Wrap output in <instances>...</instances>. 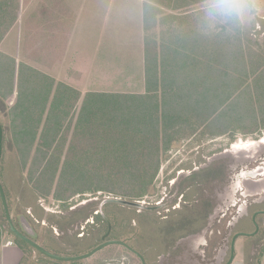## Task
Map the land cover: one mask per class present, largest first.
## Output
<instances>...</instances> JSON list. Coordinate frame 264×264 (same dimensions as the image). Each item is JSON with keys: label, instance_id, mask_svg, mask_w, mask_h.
Here are the masks:
<instances>
[{"label": "rangeland", "instance_id": "1", "mask_svg": "<svg viewBox=\"0 0 264 264\" xmlns=\"http://www.w3.org/2000/svg\"><path fill=\"white\" fill-rule=\"evenodd\" d=\"M163 1L164 4H158L151 0H67L65 11H68L69 15L65 19L63 35L66 34L69 37V46H67V50L65 49L68 53L64 54L59 69L53 68L39 72L48 77L54 75V81H58L56 79H69L71 84L74 82L75 92L81 94L78 98L80 101L87 94V89L91 91L101 90V92L145 93L147 84H145L144 78L146 73L153 72V69H150L151 72H147L148 60L153 58L154 51L157 49L161 64L163 59L160 57H164L162 45L164 44L166 47L165 50L170 45V40L167 38L169 34L167 26H169L168 21L174 13L167 9V0ZM232 3L241 8L238 18L244 28V40L248 42L253 56V62H250L252 68L251 66L248 67L249 71L246 78V83H249L253 97L245 98L252 105L241 110L237 104L238 99L234 95L228 97L227 107L225 106L226 108L221 110L216 121H211L206 125L205 122L200 120L197 122L196 119H192L193 124L190 126L187 122L177 126L179 129L173 128V130L181 131L182 136L175 138V144L164 153L159 172L152 184L154 188L148 191L145 196L136 199L145 201L147 205L161 204L160 208L137 210L116 203L105 204V208L103 206L107 216L111 219L113 228L109 238L127 240L132 247L144 257L146 256L145 258L151 264L159 263L160 260L166 264H223L229 257L228 253H230L233 235L238 231L247 230L245 232H248V226L244 227L242 226L243 223L240 222L236 223L234 229H226L227 218H223V216L228 212L224 213L223 211L228 210L230 202H235L237 221L240 216L243 219L251 216L257 204H260L253 203L254 200L250 197L242 196L245 191L239 170H245V174H255L254 167L258 165L260 160L264 159V142L260 143L264 140V94L263 97H257L258 92L256 90L258 82L264 87V70L254 71L256 67L253 66L257 61H264V0H232ZM148 4L156 7L155 9L160 8L161 11L152 14L154 19L150 20V24L151 22L155 23L148 26L147 29L144 16L147 13L150 15L155 12L154 8H147L146 5ZM198 5L194 4L192 7L180 11V15H188L191 22L194 20V28L199 33L218 35L220 27L218 28L217 25H219L220 17L212 12L214 4H206L207 6L201 7V10ZM203 17L208 21V28H205L202 23ZM229 19V17H224L223 22H229ZM227 31L226 33H233L232 26ZM165 52L167 55V50ZM29 60L36 64L35 55H31ZM68 61H73V64H69L71 68L68 67ZM261 63L259 68L264 67V62ZM152 64L154 65V63ZM162 65L163 62L158 66L159 69ZM165 68V75H167V65ZM198 68H203L202 63ZM180 79L178 76L170 80L178 85L164 80L163 85H168L169 90L161 91L157 97H182L183 100L185 97H189L190 85L185 84L194 82L192 85H195L197 82L188 77H185L184 80ZM214 79L216 86L219 83H224L219 73ZM35 81L32 75L23 74V86L25 87L23 97H42L43 88L40 86L39 92L34 87ZM41 81L40 78L39 82ZM160 82L161 80L157 83ZM230 83L232 85L236 83V80L232 79ZM174 87H177L176 91ZM70 88L73 89V86ZM192 99H200L201 102V97H192ZM34 104L36 102H32V106H28V110ZM30 111L33 110L30 109ZM31 112H27L26 116H32L35 113ZM53 116L54 114L51 115V121ZM1 117V122L5 126L3 127L5 128V138L0 176L16 226L23 229V219H26L34 230L32 236L37 242L63 254L81 251L86 253L93 249L103 241L102 236L108 230V224L101 217H94L97 216L95 214L96 209L105 197L117 195L103 190L97 192L86 190L72 195L69 199L59 200L55 191L59 180L58 174L62 166L59 168L57 178L53 183L51 194L46 195L28 188L32 187L31 184L28 186V175L26 172H21L24 164L22 153H27V150H24L27 149V142H24V137L21 135L18 142L12 138L14 130L17 132L21 130L16 128L19 127V121L14 120L13 110L3 107ZM45 119L42 118L38 127L39 135H37L35 148L40 144L41 130L43 132L53 131L48 125H45ZM23 123L25 124L26 120H23ZM64 127H61V132ZM222 129L223 132H220ZM247 140H253L257 143L248 149L235 147L236 144ZM34 155L35 153H33ZM32 158L34 157L30 159ZM209 158H215L214 161L211 160L212 168H222V171L223 169L227 170L231 160L235 162L237 169L232 186L226 183L228 180L227 172L223 175L221 171L219 173L211 171L212 176L203 180L202 186H199L198 189L194 186L190 187L189 178L191 176L188 173L194 172L196 166L205 164ZM30 166L31 164H28V169ZM239 167L240 169H238ZM177 177L178 183L182 181L183 188H179L180 192L175 194L176 197L181 198V191H188V198L186 202L180 203L182 207H177V210L173 209L175 211L167 219V193H169L170 182ZM25 179H27V184ZM98 179L101 177H90L83 171L82 176L79 174L78 179H72L69 184L75 188H88V186H95ZM218 185L220 189L225 187L226 190H222L219 201L213 197L215 187ZM179 202L178 199L177 206H179ZM209 202L214 207L216 206L217 212L220 211L219 216L216 213L211 220H219L218 227L212 230H200L202 222L188 224L185 219L186 216H192L191 213H203L204 207L210 206ZM73 208L75 209L73 210ZM262 223L264 224V218ZM0 227L2 229L0 241L6 239V241L10 240L11 243L16 242L15 235L9 229L1 199ZM238 242L240 246L237 259H244L247 264L260 263V255L264 249V228L260 231V235L255 236V238L245 235L239 236L236 246ZM81 245L84 246L82 249L79 248ZM113 247L120 249L117 256L126 257L125 264H142L141 259L139 262L135 258V253L117 244L106 246L94 255L104 254ZM30 252L32 253L25 254L23 264H39V259H45L44 255L33 247ZM235 264L244 263L235 260Z\"/></svg>", "mask_w": 264, "mask_h": 264}, {"label": "trees", "instance_id": "2", "mask_svg": "<svg viewBox=\"0 0 264 264\" xmlns=\"http://www.w3.org/2000/svg\"><path fill=\"white\" fill-rule=\"evenodd\" d=\"M151 1L164 4L163 0ZM215 3L216 0H167V9L174 13L167 26L169 29L167 38L170 40V45L166 49L167 55H165L166 47L162 45L164 57L161 56L163 59L161 69L158 67L162 62L160 64L157 49L154 51L153 58L148 60L147 72H151L150 69H153V72L146 73L145 93L89 91L80 101L78 99L81 96L80 93L61 85L54 96L59 97V105L56 103L58 101L47 105L49 102L43 99L42 106L44 105V108L48 106L52 113L56 110V114L54 113L52 121L50 116L45 119V125L53 131H41L40 144L37 148L35 143L39 135L37 129L42 120L40 113L42 109L38 110L34 118L27 117V112L17 113L14 120L19 121V127L16 128L21 130L19 132L14 130L12 138L18 142L21 135L24 137V142H27V149H24L27 153H22L24 164L21 172H26L28 175V186L29 184L32 186L28 188L46 195L51 194L53 183L62 166L55 191L59 200L69 199L72 195L86 190H92L91 192L103 190L126 199H140L154 188L152 184L159 172L164 153L175 144V138L182 136L181 131L173 130V128L187 122L190 126L193 124L192 119L205 122L206 125L216 121L221 110L227 107L228 97L234 95L238 99L237 104L241 110L252 105L245 98L253 97L250 85L246 83L248 67L252 68L250 62H253V56L248 42L244 40V28L238 16L229 17V22H223L224 17L219 15L220 22L217 25L218 28L220 27L219 32L218 35L213 36V34L199 33L194 28V20L191 22L188 15H180V11L194 4H199L198 7L201 10V7ZM146 6L155 10L154 13L150 15L147 13L144 16L147 28L155 23L150 24L152 14H157L161 9H155L156 7L151 4ZM202 23L205 28H208V21L204 17ZM229 25L232 26L233 33H226L231 27ZM261 62L264 61L255 62L253 66L256 70L254 71L264 70V67L259 68ZM199 63H202L203 68H198ZM165 65H167V75H165ZM9 73L13 74L10 70L0 71V90L5 86L3 84H7L3 81L4 75L9 76ZM24 73V71L21 72L20 82L23 81ZM217 73L220 74L224 83L216 86L214 78ZM160 74L163 78L160 83H157ZM32 76L36 81L38 80L35 75ZM178 76L180 80L188 77L197 82L195 85H192L194 82L185 84L190 85L189 97H185L184 100L182 97H157L161 91L169 90L168 85H163V81L167 80L171 84L178 85L170 81ZM232 79L236 80V83L231 85ZM10 80L8 81L7 78V91L11 88ZM36 81L34 83L38 84ZM261 87L258 82L257 97H263L264 87L260 91ZM21 88L23 92L25 89L23 85ZM45 88L41 91L42 97H51L50 86ZM174 89L176 91L177 87ZM37 90L40 92L39 88ZM2 92L0 95L8 97L11 91L6 94ZM23 95L19 94L18 97ZM192 97H201V102L200 99L193 100ZM67 98L70 100L69 103L65 101ZM27 102L29 101H24L26 105ZM66 107L69 111H66ZM23 120H26L25 124ZM73 122L74 125H72ZM65 125L67 126L64 127ZM61 127H64L62 132ZM220 132H223V129ZM32 146L34 148H31ZM33 153H35L34 156ZM31 157L34 158L30 159ZM28 164H31L29 169ZM83 171L90 177L99 176L101 179H98L95 186H88V188L70 186L72 179H78V175L82 176ZM25 180L27 184V179ZM15 241L25 253H30L32 247L29 244L16 236ZM126 242L130 245L127 240ZM40 244L44 246L43 243ZM119 246L126 249L123 245ZM44 247L49 250L48 246ZM263 253L264 249L261 255ZM135 258L140 262L136 254ZM146 260L148 264L149 260L147 258Z\"/></svg>", "mask_w": 264, "mask_h": 264}, {"label": "crops", "instance_id": "3", "mask_svg": "<svg viewBox=\"0 0 264 264\" xmlns=\"http://www.w3.org/2000/svg\"><path fill=\"white\" fill-rule=\"evenodd\" d=\"M66 3L67 0H0V71L10 70L13 73H9V76L4 75L3 81L7 84H3L5 86L1 88L0 94L2 91H4L5 94L8 91L11 92L8 97L0 95V117L3 107L11 111L13 110L15 116H17V113L31 112L30 109H32L33 111L31 113H35L29 117L34 118L38 110L42 109V118L51 117L52 114H56V110L52 113L48 106L44 108V105L42 106L43 99H47L49 102L47 105H52L54 101H58L59 97L54 96L55 93H58V89L61 85L67 87L73 86V90H75V85H73L74 82L71 81L73 83L71 84L69 79H56L58 81H54V75L48 77L39 72L53 68L59 69V66L62 65L61 60L66 55L65 53H68L66 50L67 46H69V37L66 34L63 35L65 19L67 15H69L68 11H65ZM31 55H35L36 64L29 60ZM67 64L68 67L71 68L69 64H73V61H68ZM23 71L25 73L29 71L28 74L26 73L27 75H35L37 77L38 84L34 83V87L37 89L39 88L40 90V86L43 89H46L45 86H50L49 90H51V97H32V99L29 97H18L19 94L21 95L24 92V89L22 92L21 88L23 81H19L21 72L23 73ZM194 71L195 73L197 72V66L194 68ZM7 78L8 81L12 78L10 80V83L12 81L11 88H9L8 91L6 88V86H8ZM40 78L42 80L41 82H39ZM146 78L147 76L144 78L145 84H147ZM161 78L163 77L160 76L159 80H162ZM44 81L47 83H43ZM23 88L25 87L23 86ZM89 91L91 90L87 89V92ZM23 100L29 101L27 105ZM65 101L68 103L70 102L69 98L65 99ZM32 102H36L37 105L34 104L33 107L28 110V106H32ZM38 103H40V105ZM56 103L59 105V101ZM10 105H12V107H9ZM66 111H69L68 107H66ZM3 127L5 126L3 125ZM1 230L0 227V233L2 232ZM239 244L238 242L236 246L238 252ZM82 247L84 246L81 245L79 248L82 249ZM48 248L52 252L63 254L60 251L57 252L50 247ZM110 250L112 251L110 252ZM110 250L99 256L92 255L86 259L64 262L51 259L44 255L45 259H39L38 262L39 264H125L124 261H126V257L117 256V252L120 251V249L113 247ZM83 253L84 252L81 251L79 253L63 255H79ZM25 254L23 248L16 242L11 243L10 240L6 241V239L0 241V264H23ZM34 257H36L35 254ZM260 257L261 260H259L260 263L258 264H264V253ZM237 260L245 264L244 259ZM155 264H166V262L160 260L159 263Z\"/></svg>", "mask_w": 264, "mask_h": 264}, {"label": "flooded vegetation", "instance_id": "4", "mask_svg": "<svg viewBox=\"0 0 264 264\" xmlns=\"http://www.w3.org/2000/svg\"><path fill=\"white\" fill-rule=\"evenodd\" d=\"M212 159L214 161L215 158H209L208 162H206L205 164H201L200 166H196L194 172L191 171V172L188 173V174H190L189 176H191L189 178L190 187L194 186L196 189H198L199 186L203 185V183H204L203 180H205L208 177L212 176V172H218L219 173L220 171H221V173H223V175H225L224 173L227 172L228 180L226 181V183H229V185L232 186V182H233V180H234V178L236 176L235 173H236V169H237V167H235V162L234 161L232 162V160H231L230 161L231 164H229L227 166V170L225 171V169H223V171H222V168H218V169L212 168V165H211V164H213V163H211ZM238 169H240V167ZM254 171H255V174H251V173L250 174H245V170H241V169L239 170V172H240L239 175H241V177L243 179L242 185H243V188H244V191H245L244 193H242V196L243 197H250V199L252 198V200H254V201H252L253 203H260V204H257L256 209L252 212V215L244 217L246 220L243 219V217L240 216L239 219L236 221V214L237 213L235 211V205H236L235 202H230L228 210L227 211H225V210L223 211L224 213L228 212V214L226 213L227 215L224 214V216H223V218H227L226 227H225L226 229H234V227L236 226V223L240 222L241 224L243 223L242 226H244V227L248 226V232L252 233V232L256 231V223L255 222H257V224L259 225V231H258L257 234L249 236L250 238H255V236L260 235V231L264 228V224L262 223V220L264 218V213H258L257 216H256V220H254V214L255 213H257L259 211H264V202H263L264 201V184L259 190L252 191L253 188L250 187V183L256 182L258 180H264V159H262V160H260L258 162V165L254 167ZM217 180H218V178H217ZM178 181H179L178 177L174 178V180L170 182V189L169 190H168V187H167V190L169 192V193H167V219L172 216L173 211L177 210V207H182V206H180V203L186 202V199L188 198V195H187L188 191L187 192H182L181 191V193H180L181 198H177L176 197L175 194H178L180 192L179 188H183V185H181L182 181H181V183H178ZM222 190L226 191L225 187L220 189V187L218 185V186L215 187V192H213V197L218 199V201H219V197L221 196ZM254 197H257V198H254ZM178 199L180 200L179 206L176 205ZM218 201H217V205H218ZM187 203H189V202H187ZM208 204L210 206L206 205V207H204L205 210H204L203 213H201V212L200 213L199 212L191 213L192 216H186L185 219H186V221H188V224H190V223L194 224V222H197V223H201L202 222V227L200 228V230H203V229L204 230H206V229L212 230V229L217 228L220 221L219 220L211 221V220H212V217L216 213H218V216H219V214H220L219 212L220 211L217 212L216 206L214 207V205L212 203L209 202ZM249 206H248V208H249ZM104 208H105V206H104ZM74 209L75 208H73V210ZM173 209H175V210H173ZM96 210L97 211H96L95 214L97 216H94V217L95 218L96 217H101L102 220L105 221V223L108 224V221L106 219V218H109L107 216V212L103 209V211L105 212L104 213L100 209V206H98V208ZM205 211H207V213H205ZM193 219H194V221H193ZM109 220L111 222V219H109ZM240 220H242V221H240ZM245 231H247V230H245ZM245 231H242V232H245ZM238 232H241V231H238ZM238 232H236V233H238ZM231 248H232V240H231V243H230V253H228L229 257H228L227 261L224 262L223 264H226L228 262V260L230 259L231 254H232ZM234 254H235V260H237L236 259L237 254H238L237 248L235 249ZM146 262H147V260H146ZM245 264H247V263L245 262Z\"/></svg>", "mask_w": 264, "mask_h": 264}, {"label": "water", "instance_id": "5", "mask_svg": "<svg viewBox=\"0 0 264 264\" xmlns=\"http://www.w3.org/2000/svg\"><path fill=\"white\" fill-rule=\"evenodd\" d=\"M3 144H4V128H3L2 123L0 122V165H1L2 155H3ZM263 184H264V180H258L256 182L250 183V187L253 188L252 191L259 190L263 186ZM0 199H1V202H2L3 207H4L6 220L9 224L10 231L16 237L20 238L21 240H23L24 242L29 244L31 247H33L35 250L39 251L40 253H42L43 255H45L51 259L62 261V262L86 259V258L94 255L95 253H97L99 250L105 248L106 246H109L112 244H117V245H123L127 249H129L130 251L135 253L141 259L142 264H147L146 258L143 256V254H141L137 249H135L134 247L129 245L126 241L120 240V239H110L109 238L111 231H112V223L110 222L109 218H106L108 221V230L102 236L103 241L101 243H99L98 245H96L90 251L83 253V254H79V255H62V254L52 252V251L48 250L47 248H45L44 246H42L39 242H37L33 238L32 235L34 234V230L31 227V225H29V223L26 219H23V222H24V228L23 229H20L16 226V224L13 220L11 211H10V207H9V203H8V199H7V194H6L5 188L2 184L1 176H0ZM108 203L121 204L124 206L136 208L138 210H142V209L154 210V209H158L162 206L161 204H157L154 206L147 205L146 202L142 201V200H131V199L123 198V197L107 196L102 200L101 205H100V209L103 211V206L105 204H108ZM258 213H264V211H259V212L255 213L254 214V220H256V216ZM255 223H256V231L255 232L249 233V232H242L241 231V232L236 233L233 236L232 248H231L232 254H231V257L226 264H235L234 252L236 249V240L239 236H242V235L251 236V235H255L258 233L259 225L257 224V222H255Z\"/></svg>", "mask_w": 264, "mask_h": 264}, {"label": "clouds", "instance_id": "6", "mask_svg": "<svg viewBox=\"0 0 264 264\" xmlns=\"http://www.w3.org/2000/svg\"><path fill=\"white\" fill-rule=\"evenodd\" d=\"M241 8L232 3V0H216L212 8L214 14L222 17H233L240 14Z\"/></svg>", "mask_w": 264, "mask_h": 264}, {"label": "bare ground", "instance_id": "7", "mask_svg": "<svg viewBox=\"0 0 264 264\" xmlns=\"http://www.w3.org/2000/svg\"><path fill=\"white\" fill-rule=\"evenodd\" d=\"M261 142H264V140L263 141H260V143ZM256 141H253V140H247V141H242V142H240V143H238V144H236L235 145V147L236 148H241V149H248V148H252V147H254L255 145H256Z\"/></svg>", "mask_w": 264, "mask_h": 264}]
</instances>
